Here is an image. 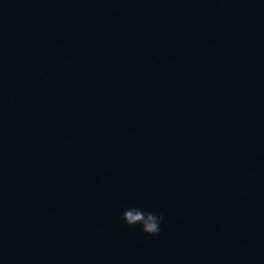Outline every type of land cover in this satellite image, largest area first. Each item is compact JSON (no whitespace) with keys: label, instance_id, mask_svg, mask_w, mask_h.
Wrapping results in <instances>:
<instances>
[{"label":"water","instance_id":"water-1","mask_svg":"<svg viewBox=\"0 0 264 264\" xmlns=\"http://www.w3.org/2000/svg\"><path fill=\"white\" fill-rule=\"evenodd\" d=\"M0 264H264V0H0Z\"/></svg>","mask_w":264,"mask_h":264},{"label":"clouds","instance_id":"clouds-1","mask_svg":"<svg viewBox=\"0 0 264 264\" xmlns=\"http://www.w3.org/2000/svg\"><path fill=\"white\" fill-rule=\"evenodd\" d=\"M121 219L128 227L140 225L143 233L155 236L161 232L164 216L143 211L138 207H130L123 211Z\"/></svg>","mask_w":264,"mask_h":264}]
</instances>
